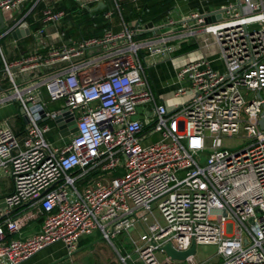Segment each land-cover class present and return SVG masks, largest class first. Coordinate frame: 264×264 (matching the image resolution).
I'll return each mask as SVG.
<instances>
[{"label":"built area","instance_id":"2783aa9c","mask_svg":"<svg viewBox=\"0 0 264 264\" xmlns=\"http://www.w3.org/2000/svg\"><path fill=\"white\" fill-rule=\"evenodd\" d=\"M26 1L34 7L40 0H0V12ZM42 15L45 23L63 17L49 7ZM178 24L153 28L143 39L141 26H124L51 49L47 60L39 53L3 59L12 86L6 98L18 102L25 126L22 139L0 127V169L13 184L0 212V264H21L57 243L71 254L93 231L109 243L128 235L132 253H118L122 264H175L161 248L183 252L193 242L215 246L219 264H264V0H232L210 14L168 18L161 27ZM201 34L212 36L217 56L178 61L175 97L189 100L168 111L156 99L144 58ZM49 63L60 65L56 73L25 89L16 83L15 71ZM58 101L59 108H46ZM58 123L60 137L71 139L53 147L44 136ZM240 130L246 143L224 148L222 137ZM201 153L204 165L196 160ZM92 175L100 180L80 193L78 185ZM23 206L41 211L42 226L8 239L19 232L12 212ZM194 256L185 262L200 264Z\"/></svg>","mask_w":264,"mask_h":264},{"label":"crops","instance_id":"0c3cea01","mask_svg":"<svg viewBox=\"0 0 264 264\" xmlns=\"http://www.w3.org/2000/svg\"><path fill=\"white\" fill-rule=\"evenodd\" d=\"M231 1L104 0L95 2L91 0L87 2L82 0L77 2L75 0H40L34 7L31 1H26L9 11L2 12L4 28L0 30V127H9L19 139L24 137L25 125L20 116L19 104L6 98L7 95L12 93V86L9 78L3 72V59L6 62H14L34 53H39L44 60H47L48 52L51 49H59L63 45L75 46L83 40L102 38L106 33H118L124 26L129 28L141 26L144 31L137 38L143 39L153 36L157 32L153 28H178L183 24L173 27H161L168 18L177 21L191 12L210 14L218 11ZM116 4L119 5V10L116 8ZM46 7L51 8L53 12H61L63 17L57 22L45 23L42 13ZM160 31L164 32L163 30ZM38 33H40L39 36ZM145 33L147 34L143 36ZM172 44L174 51L167 52V54L174 56L170 58L161 56L158 59L156 57L159 55L146 57L152 58L151 62L148 63L150 66L147 70L148 76H152L154 79L153 81L150 77L154 91H163L175 87L173 84L176 68L180 65L178 61L195 56L196 53H201L209 60L217 56V48L210 35L201 34L195 38L182 42L177 41ZM183 44L194 45L195 49L177 55V50ZM174 60L179 64L174 65ZM212 64L215 68L219 67L218 63ZM59 66V64L49 63L47 66L34 71L25 73H16L15 71L16 83L25 89L30 83H37L40 79L56 73ZM34 93H30V95ZM43 101L46 102L44 94ZM56 103H47L46 108L52 110L59 108L60 106ZM50 127V133L53 131L58 132L53 124H50ZM70 139L71 136L69 139H60L61 145L67 143ZM12 190L11 178L0 169V212L5 207V198L11 194ZM12 216L16 220L19 232L18 234H9L8 239L29 237L37 233L42 226L43 215L38 208L23 206L13 210ZM91 237L87 236V238L79 239L76 250L71 254L67 253L62 244L57 243L45 248L21 264H122L118 259V253H124L118 252L115 247L116 254L114 257L97 256L92 262L86 261L85 257H88V252L83 255V251L90 250L92 245L102 240V237L97 238L98 235ZM84 244L86 245L84 246Z\"/></svg>","mask_w":264,"mask_h":264},{"label":"rangeland","instance_id":"374dc122","mask_svg":"<svg viewBox=\"0 0 264 264\" xmlns=\"http://www.w3.org/2000/svg\"><path fill=\"white\" fill-rule=\"evenodd\" d=\"M161 56L170 58L174 55L164 53L163 55H159L158 57H156V59L160 58ZM151 59L152 58H144V61H143L144 62L143 65H144V68L146 69V74H147V77H148L150 84H151L150 77H152V76H150V77L148 76V70L147 69L150 66V64H148V63L151 62ZM152 80L154 81L153 77H152ZM151 87H152V85H151ZM42 92L43 93L45 92L44 89H42ZM175 92H176V88L170 87L167 90H163V91L156 90V91H154V94L156 96V99L159 102H163V104L165 105V107L167 108L168 111H172L175 108V106L181 105V104H183L189 100L188 96L182 97V98L175 97ZM56 104L61 106V105H63V102L58 101ZM48 110H51V109H48ZM137 113H138V118H141L143 113H142V109L140 107L137 108ZM69 137L70 136H66L64 138H61L57 131H53V132L48 133L44 136L45 140L48 143H50L53 147H61L62 145L60 143V139L65 140V139H69ZM245 143H246V136L242 130H240V132L238 134H235L232 137H222V146L224 148L236 149V148L242 147ZM206 158H207V153H201L198 156V158H196V160H197L198 164L204 165L206 162ZM121 164L123 165V162ZM119 171L120 170H116L115 172H113L111 175H108L107 177L116 176L117 174H119ZM99 180L100 179L98 176H95V175L90 176L89 181L87 182V184L85 186L78 185L79 192L83 193V189L85 187L92 186V185H94V182H97ZM89 182L91 184H88ZM157 217H159V215H157ZM136 234H137L136 231H133L131 233V235H133V236H136ZM95 235H98V237H97L98 239L101 238V235L98 231H93V233L90 236L89 235L81 236L80 240L83 238H87V236L91 237V236H95ZM85 245L86 244H84V246ZM84 246H81V247H84ZM114 247L120 253H125V252L126 253L127 252L132 253V247L130 245L128 235L122 234L121 236L117 237L116 239H113L112 244H110L109 242L102 239L101 241L92 245V247L90 249L91 251L89 249H86L85 251H83L82 254L86 255V253L88 252V257L87 256L85 257L87 259L86 261L92 262V260H94L95 257L97 258V256L98 257L99 256L114 257V255L116 254ZM156 256L158 259H163V255L160 253H156ZM135 258L136 257L133 255L132 259L134 260ZM88 262H86V263H88ZM194 262L200 263V264H219L220 259L216 254V247L211 246V245H197L195 256H194ZM128 264H132V263L128 262ZM175 264H189V263L184 261V262H175Z\"/></svg>","mask_w":264,"mask_h":264},{"label":"water","instance_id":"95a60500","mask_svg":"<svg viewBox=\"0 0 264 264\" xmlns=\"http://www.w3.org/2000/svg\"><path fill=\"white\" fill-rule=\"evenodd\" d=\"M216 18H220V15L219 14L215 15V18L214 17H208V18H206V21L210 22ZM3 28H4V22L2 19V13L0 12V30H2ZM15 33H16V31H15ZM59 122H60V120H59ZM260 125H261V127H264V123L262 120L260 121ZM69 127H71L72 131H74L75 125L73 122H71L69 124ZM57 128H58L59 132L61 133L62 129L64 128V125L62 123H58ZM161 249L165 253V255L168 256L172 261H177V262H184L189 256L195 255V252H196V246H195L194 242L192 243L191 247L188 250L183 251V252L175 251L171 247L170 244L163 246Z\"/></svg>","mask_w":264,"mask_h":264},{"label":"trees","instance_id":"16d2710c","mask_svg":"<svg viewBox=\"0 0 264 264\" xmlns=\"http://www.w3.org/2000/svg\"><path fill=\"white\" fill-rule=\"evenodd\" d=\"M147 33L143 34V36H145ZM195 49L194 45H181L180 48L177 50L176 54L177 55H181V54H185L188 53L190 51H193Z\"/></svg>","mask_w":264,"mask_h":264}]
</instances>
